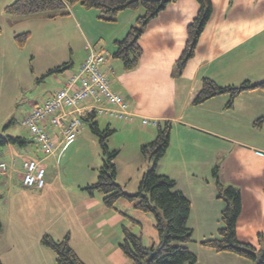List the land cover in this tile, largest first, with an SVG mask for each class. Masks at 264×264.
<instances>
[{"label": "crops", "instance_id": "obj_1", "mask_svg": "<svg viewBox=\"0 0 264 264\" xmlns=\"http://www.w3.org/2000/svg\"><path fill=\"white\" fill-rule=\"evenodd\" d=\"M11 1L5 0L3 6L11 4ZM209 2L212 9L209 20L198 39L193 57L180 73L175 67L176 60L185 45L186 27L197 14L196 0L170 2L147 24L138 41L142 54L134 71L125 70L122 62L114 59L112 54L115 42L124 38L130 27L135 25L136 19L143 15V9L122 11L114 22H107L98 18L96 10L88 11L77 4L68 8L67 15L57 17L72 19L71 23L83 39L85 54L89 49L106 54L103 70L107 73L111 88L127 100L135 119H153L157 124L170 122L169 146L157 164V172L173 179L176 189L190 202L187 225L192 230V239L198 244L193 247L194 251L189 249L196 256V264L201 256H206L213 264H237L232 254L217 253L200 245L201 241L216 237L220 227L219 214L225 206L224 200L218 197L212 170L219 162L226 160L228 153L232 155L237 147L251 151L257 146L251 144V148H247L241 145L242 142L227 137L220 128L212 126L214 121L208 118L209 115H225L220 122L215 121L221 128L233 123L227 121L228 116L232 111L242 110L241 94L235 97L230 107H225L226 100L222 97L213 99L219 108L211 113L210 109L207 113L198 110L192 101L204 78L214 81L218 86L255 83L264 79V0ZM56 64L54 67L63 65L60 61ZM108 67L112 68V73L108 72ZM37 70L33 71V76ZM38 75L44 74L41 72ZM62 76H65L63 71ZM38 79L34 78L32 83H43ZM62 81L57 78L55 84L60 86L53 88L51 94L62 87ZM51 94L48 92L46 98ZM202 112L206 113L204 117ZM106 121L114 120L107 118ZM85 126L88 125L83 123L78 135L71 141H64L57 129L47 127L55 142L51 154L41 151L32 136L30 139L22 137L26 142L22 145L7 144L0 148V163L6 164V170L0 172L2 264H56L53 252L41 244L44 234L56 240L68 236L71 247L84 264L127 263L122 253V260L114 255V251H120L122 227L129 228L128 224L123 223L125 213L118 209L126 207L124 202H120L124 200L117 201L118 208L111 209L103 205L99 194L91 196L84 190L85 186L95 182L98 169L104 163V157L100 154L101 165L96 175L93 174L95 172H88L86 151L89 145ZM0 136L8 135L0 132ZM225 138L234 142L233 148L228 151L223 144L228 140ZM151 139L152 136L146 140ZM73 153L80 157L79 165H83L82 170L77 172H73L68 159ZM27 159H37L45 168L43 188L31 189L22 185V164ZM145 161L148 160L145 158ZM147 163L138 180L150 168L151 162ZM253 174L259 179L264 177V164L244 175L249 187H261V183L253 180ZM242 198L241 191V213ZM195 210L197 216L202 217L200 221H207L198 233L190 224ZM241 213L236 226L237 238L241 243L254 245L251 241L254 236L252 227L247 231L244 229L250 241H245V236L241 235Z\"/></svg>", "mask_w": 264, "mask_h": 264}, {"label": "rangeland", "instance_id": "obj_2", "mask_svg": "<svg viewBox=\"0 0 264 264\" xmlns=\"http://www.w3.org/2000/svg\"><path fill=\"white\" fill-rule=\"evenodd\" d=\"M4 2L5 0H0V132L13 137L20 136L30 139L29 131L22 125L24 116L43 101H40V98L45 99L48 92L51 94L53 88L59 87L60 85L55 84L57 78L64 81L77 68L83 57H86V54L83 51V39L71 23L72 19L58 18L57 16L58 19L49 18L58 11H46L22 18L10 17L4 13ZM87 10L92 11L93 9ZM25 32L29 34L28 39L23 46H18L14 37ZM58 61L63 64L69 63V67L63 70L65 76H62V71L45 75L46 71L56 68L54 66L57 65ZM36 68L38 70L33 76V71ZM128 71H134V69ZM41 72L44 74V77L40 79L43 83L39 81L33 84L34 78L42 77L38 75ZM240 94L242 96V110L232 111L229 113L227 120L233 121V123H227L221 128V125L219 126L217 122L224 119L225 115H209L208 118L214 121L211 125L220 128L227 137L242 142L241 145L247 148H251V144L257 147H254L255 150L251 151L243 147H237L232 155L228 153L226 160L219 162L213 170H216L215 173L223 187L241 188L244 198H242L240 231L241 235L245 236V241H250V237L245 234L244 229L247 231L252 227L254 236H252L251 241L255 245L257 233L264 235V177L261 176V179H259L256 174H253V180L262 185L261 187L251 188L248 186L244 175L250 170H256L257 166L264 164V126L257 127L253 125V122L264 113V90L247 89ZM218 97L226 100L225 107H227V103L230 101L229 94H220L196 105V108L201 111L204 110L206 113L208 109H210L209 113L212 110H218V103H213V99ZM123 99L127 102L124 97ZM128 111L130 112L129 108ZM261 111L263 113L258 116ZM205 114L202 112V117ZM105 118L98 115L96 120L101 130L108 127L113 131L107 138L106 144L110 151L118 152L114 160L118 175H116V182L121 183L120 185L125 188L127 193L134 194L140 181L138 180L140 172L144 164H148L147 162L150 161L147 158L148 161H145L140 147L155 138L157 129L155 126L142 125L141 120L135 119V117L131 121H121L122 124L114 122L116 120L106 121L107 118ZM84 129L87 132L86 137L89 145L86 151L87 170L88 172H95L93 174L96 175V170L101 165L100 154L102 155V150L98 145L97 138L90 133L88 126H85ZM114 129H116V132ZM151 136V140H146L147 137ZM94 142L97 145L94 146ZM233 143V140L228 139L223 143L224 148L228 151L229 148H233ZM256 151L258 152L255 153ZM68 159L73 172L82 170L83 165H79L80 157L78 155L73 153L68 156ZM212 177L213 182L216 183L215 175L213 174ZM100 197L102 202V196L100 195ZM122 200L124 201L120 202H124L126 207L118 208V205L116 207L126 215L123 217L124 225L128 224L130 232L141 237L144 245L156 246L159 237L154 228L155 219L153 214L137 211L134 209L132 202L126 199ZM255 208L257 210H254ZM197 213V210H195L191 215L190 224L194 226L198 233V230L202 228V224L207 223V221H200L202 217H198ZM220 216L221 213L219 219ZM195 244H198V242L192 239L185 246L194 251ZM114 255L122 260L123 255L120 251L117 253L114 251ZM232 256L235 258L234 260H237V264H251L239 256L234 254ZM123 258L127 260L126 264H131L126 257L123 256ZM198 259V264H213L207 260L206 256H201Z\"/></svg>", "mask_w": 264, "mask_h": 264}, {"label": "trees", "instance_id": "obj_3", "mask_svg": "<svg viewBox=\"0 0 264 264\" xmlns=\"http://www.w3.org/2000/svg\"><path fill=\"white\" fill-rule=\"evenodd\" d=\"M175 1L177 0L170 2ZM196 2L198 4L197 14L186 27L185 45L176 60L178 73L193 57L198 39L211 15L209 0H196ZM77 4L85 9L96 10L98 18L107 22H114L122 11L143 9V15L136 19L135 25L130 27L124 38L115 42L112 57L121 61L125 70H131L137 66L142 54V48L138 43L139 38L147 24L167 6L165 4L164 7H159L157 0H15L4 8V13L10 17L22 18L46 11H58L49 16V18H55L59 15H67L68 8ZM28 35V32L15 35L17 45L23 46ZM68 65L69 63L58 66L49 70L47 74L63 71L69 67ZM247 89L264 90V79L255 83L243 82L240 85L218 86L214 81L204 78L192 104L198 105L217 95L229 94L230 101L227 107H230L233 99ZM96 118V114L91 113L83 117L82 121L88 125L91 133L97 138L104 163L98 169L95 182L85 186L84 190L91 196L94 193L100 194L102 203L107 208L116 209L117 201L126 199L133 203L137 211L152 213L155 219L154 228L159 237L156 246H145L141 237L131 233L127 227H122L123 239L119 244L121 253L131 264H196L195 254L185 246L192 241V230L187 225L190 202L181 191L176 189L173 179L157 172V164L169 146L170 122L165 121L158 124L155 138L141 145V154L150 160L151 166L143 173L137 191L129 194L122 185L116 182L117 169L114 160L118 152L110 151L106 144L107 138L113 131L108 127L103 130L99 129ZM253 125L257 127L264 125V113L253 122ZM24 143H26L25 138L22 137L0 136V148L7 144L22 145ZM215 171L214 169L213 174L216 178L218 197L224 200L225 207L221 212L219 221L221 226L217 230L216 237L203 240L200 245L217 253L234 254L252 264H264V235L257 234L255 246L239 242L236 226L241 213L240 191L233 186L223 187ZM1 227L0 221V230ZM41 244L53 252L56 264H84L71 247L68 236L56 240L44 234ZM0 264H2L1 261Z\"/></svg>", "mask_w": 264, "mask_h": 264}, {"label": "built area", "instance_id": "obj_4", "mask_svg": "<svg viewBox=\"0 0 264 264\" xmlns=\"http://www.w3.org/2000/svg\"><path fill=\"white\" fill-rule=\"evenodd\" d=\"M107 57L104 53L89 49L85 59L64 81L62 87L37 104L27 113L22 125L45 154L55 149L53 135L47 127L55 128L64 141L73 140L83 126L82 118L94 113L110 120L131 121L123 97L112 90L107 73L103 70ZM111 67L108 72L111 73ZM142 125L156 126L153 119L143 118ZM22 185L41 189L45 184V168L37 159H27L22 164ZM6 164L0 163V172Z\"/></svg>", "mask_w": 264, "mask_h": 264}, {"label": "water", "instance_id": "obj_5", "mask_svg": "<svg viewBox=\"0 0 264 264\" xmlns=\"http://www.w3.org/2000/svg\"><path fill=\"white\" fill-rule=\"evenodd\" d=\"M159 2L158 6L159 7H164L165 4H167L168 2H170L171 0H157ZM151 255V253H149Z\"/></svg>", "mask_w": 264, "mask_h": 264}]
</instances>
